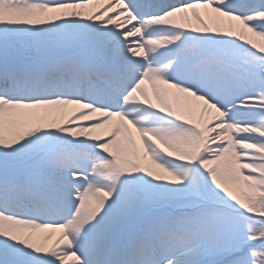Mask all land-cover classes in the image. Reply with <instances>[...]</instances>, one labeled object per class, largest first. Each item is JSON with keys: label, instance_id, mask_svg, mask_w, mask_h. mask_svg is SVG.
<instances>
[{"label": "snow or ice", "instance_id": "obj_1", "mask_svg": "<svg viewBox=\"0 0 264 264\" xmlns=\"http://www.w3.org/2000/svg\"><path fill=\"white\" fill-rule=\"evenodd\" d=\"M0 264H264V0H0Z\"/></svg>", "mask_w": 264, "mask_h": 264}]
</instances>
